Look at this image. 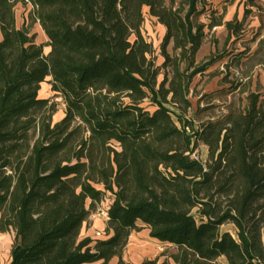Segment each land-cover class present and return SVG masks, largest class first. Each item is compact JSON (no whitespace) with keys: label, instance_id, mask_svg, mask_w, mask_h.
<instances>
[{"label":"trees","instance_id":"trees-1","mask_svg":"<svg viewBox=\"0 0 264 264\" xmlns=\"http://www.w3.org/2000/svg\"><path fill=\"white\" fill-rule=\"evenodd\" d=\"M22 1L49 52L0 0V232H16L11 264H133L124 251L143 229L176 247L174 264H264V99L250 93L244 109L200 127L183 117L193 79L218 61L196 64L205 28L231 37L235 23L209 0ZM146 13L166 29L161 66ZM49 78L66 105L58 123L39 97ZM198 143L206 164L192 157ZM105 201L106 238L82 239ZM229 224L234 234L222 232Z\"/></svg>","mask_w":264,"mask_h":264},{"label":"rangeland","instance_id":"rangeland-1","mask_svg":"<svg viewBox=\"0 0 264 264\" xmlns=\"http://www.w3.org/2000/svg\"><path fill=\"white\" fill-rule=\"evenodd\" d=\"M13 2L17 27L28 29L30 34L35 36V41L38 44L45 45L44 52L47 55L49 52L45 43L47 37L39 23L35 21L33 9L22 0H13ZM207 10L216 11V16H223L225 21H233L236 32L229 37L226 27L222 29L205 28L206 36L197 54V61H200L199 65L212 57L218 58V61L205 73L196 76L190 86L189 100L192 107L183 117L189 122H194L196 127H200L210 120L215 121L223 118L232 108L244 109L250 93H258L264 99V3L258 0H254V3L249 0H209ZM210 13L207 11L200 21L208 25ZM145 17L142 34L148 43L152 44L156 63L161 66L164 62V58L161 56V47L166 29L158 23L157 19H153L147 13ZM133 40L134 38H132ZM168 51L170 54H174L173 44L168 47ZM186 67L187 64L184 63L182 68ZM170 71L169 67L166 72ZM164 74L165 71H161L160 82L164 79ZM39 97L49 99L56 104L57 112L53 117L54 123L60 122L65 117L66 105L63 99L52 91L51 78L42 85ZM143 106L151 112L156 109L148 101ZM171 109L176 111L172 106ZM192 157L206 164L209 159L208 148L204 144L198 143ZM106 204L108 201H105L103 205ZM97 219L99 218L95 211L86 223L87 228H92ZM101 227L102 224L99 222L96 230ZM221 230L222 232L235 233V228L231 224L223 226ZM92 236L94 241L99 240L97 235L93 234ZM15 238L16 232L13 229L6 233L0 232V264H11V251ZM139 240L153 243L147 234H143ZM152 247L154 249L148 258L159 259V263L169 260L171 264H174L170 256L177 252L176 247L155 242Z\"/></svg>","mask_w":264,"mask_h":264},{"label":"crops","instance_id":"crops-1","mask_svg":"<svg viewBox=\"0 0 264 264\" xmlns=\"http://www.w3.org/2000/svg\"><path fill=\"white\" fill-rule=\"evenodd\" d=\"M258 1H261L262 3H264V0H258ZM150 16V15H148ZM151 17V16H150ZM153 18V17H152ZM154 19V18H153ZM228 22V21H226ZM40 26V24H39ZM41 27V26H40ZM225 26H220V27H216L219 28V29H222L224 28ZM42 29V28H41ZM43 31V29H42ZM44 32V31H43ZM45 34V33H44ZM46 36V35H45ZM47 37V36H46ZM37 43V42H36ZM46 44L48 43V38H47V41L45 42ZM38 44V43H37ZM49 48V47H48ZM207 61V60H206ZM199 62L200 61H197V56H196V64L199 65ZM205 62V61H204ZM203 62V63H204ZM104 206V205H103ZM99 209V208H98ZM98 211V210H97ZM97 217L99 219H97L94 223V226L90 229L87 228V224H85L83 226V229H82V233H81V237H84V238H91L92 240L94 239L93 238V234L94 235H97V239H105L106 238V233H105V228H106V223L103 221V219L97 215ZM96 219V218H95ZM94 219V220H95ZM101 222L102 224V227L98 230H96V226L97 224ZM145 235L147 234L149 239L152 240V242L154 243H157V244H162L160 243L159 241L153 239L150 237V232L148 229H144L142 232H135L132 234V236L130 237V240H129V244L127 245L125 251H124V255H123V258L126 262H132L133 264H141L143 263L145 260H152L150 258H148L150 255V252H152V250L154 249L152 247L153 243L150 244V242L146 241H140L139 238H141L142 235ZM119 261L118 258H114L109 264H117ZM93 264H102V262H97V263H93Z\"/></svg>","mask_w":264,"mask_h":264},{"label":"built area","instance_id":"built-area-1","mask_svg":"<svg viewBox=\"0 0 264 264\" xmlns=\"http://www.w3.org/2000/svg\"><path fill=\"white\" fill-rule=\"evenodd\" d=\"M97 215H99L105 223H107L109 217H108V212L107 209L104 206L99 207L97 211Z\"/></svg>","mask_w":264,"mask_h":264}]
</instances>
